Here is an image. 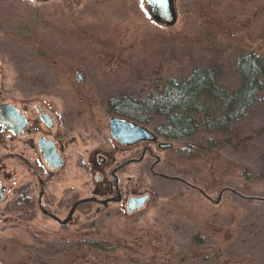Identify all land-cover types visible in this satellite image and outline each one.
I'll return each mask as SVG.
<instances>
[{"label":"rangeland","instance_id":"1","mask_svg":"<svg viewBox=\"0 0 264 264\" xmlns=\"http://www.w3.org/2000/svg\"><path fill=\"white\" fill-rule=\"evenodd\" d=\"M175 6L177 23L165 27L145 0H0V58L19 90L63 98L74 94L81 70L96 89L79 110L99 115L107 95L143 98L199 67L216 68L217 84L237 89L239 54L264 57V0ZM164 121L154 116L149 125ZM200 143L208 153L194 158L189 150ZM162 156L161 171L214 200L225 188L238 194L226 191L215 205L183 184L152 178L146 163L130 166L124 175L142 170V191L151 190L141 211H111L71 230L8 225L0 229V264H264V201L257 200L264 198V101L227 132L203 128Z\"/></svg>","mask_w":264,"mask_h":264},{"label":"flooded vegetation","instance_id":"2","mask_svg":"<svg viewBox=\"0 0 264 264\" xmlns=\"http://www.w3.org/2000/svg\"><path fill=\"white\" fill-rule=\"evenodd\" d=\"M76 80L74 94L64 98L44 90H19L11 68L0 58V229L17 222L32 230H71L90 226L111 211L135 215L142 209L129 213V203L149 195L147 204L151 190L142 191V170L124 174L143 163L152 178L198 191L185 178L160 170L162 154L174 150L179 140L160 135L158 125L150 127L151 121L146 124L118 113L113 100L125 96L107 95L99 104L100 115L80 111L89 108L96 81L86 84L79 69ZM64 82L60 80L67 85ZM114 117L146 127L152 135L139 139L125 129L124 136L116 138L111 131ZM79 168L85 175L81 181Z\"/></svg>","mask_w":264,"mask_h":264},{"label":"trees","instance_id":"3","mask_svg":"<svg viewBox=\"0 0 264 264\" xmlns=\"http://www.w3.org/2000/svg\"><path fill=\"white\" fill-rule=\"evenodd\" d=\"M235 66L240 79L235 90L217 84L216 68L199 67L184 79H167L160 92L153 91L139 99L115 98L116 111L146 124L154 116L163 117L165 121L157 126V132L173 140L192 138L203 128L227 132L264 101V57L254 50L241 53ZM194 147L196 150H189L194 158L207 155L208 148L203 143Z\"/></svg>","mask_w":264,"mask_h":264},{"label":"water","instance_id":"4","mask_svg":"<svg viewBox=\"0 0 264 264\" xmlns=\"http://www.w3.org/2000/svg\"><path fill=\"white\" fill-rule=\"evenodd\" d=\"M146 5L152 15V18L158 24H161L165 27H173L178 20V13L175 6V0H145ZM131 130L133 134L137 135L139 139H147L152 133L143 126H136L133 123L122 119L114 117L111 121V131L116 138H122L124 136V130ZM168 179L178 180V177L166 176ZM184 181V180H183ZM194 187V186H193ZM196 189L202 193L204 197L212 201L214 204H219L222 200L223 193L225 191H231L235 194H238L236 191L225 188L223 189L218 198L214 200L209 194H207L203 189L196 187ZM149 195H144L143 197L133 199L128 205V212L133 213L136 210L143 209L146 205V201ZM257 200L264 201V198H257ZM1 201V198H0Z\"/></svg>","mask_w":264,"mask_h":264}]
</instances>
